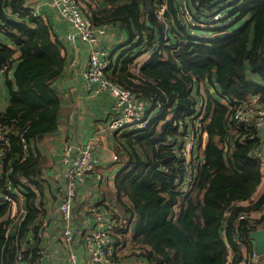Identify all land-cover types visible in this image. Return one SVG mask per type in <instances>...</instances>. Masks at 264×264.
Wrapping results in <instances>:
<instances>
[{
	"label": "trees",
	"instance_id": "1",
	"mask_svg": "<svg viewBox=\"0 0 264 264\" xmlns=\"http://www.w3.org/2000/svg\"><path fill=\"white\" fill-rule=\"evenodd\" d=\"M25 3L0 0V68L8 62L4 73L11 77L4 78L7 103L0 104V127L9 137L2 169L27 211L15 231L4 237L6 204L0 205L2 264H16L11 243L15 233L18 245L26 247L24 253L30 250V261L39 257L37 244L25 237L45 213V155L36 140L58 127L61 99L54 81L65 65L64 46L56 36L51 39L40 16L22 13ZM163 3L167 31L156 16ZM102 4L98 10L103 13L89 17L94 26L108 23L100 41L108 53L106 76L136 98L153 102L149 113L155 112L144 130L112 131L119 134L121 146L114 161L112 211L119 231L132 234L146 264H240L243 251L236 241L250 242V232L264 221V191L250 204L240 203L251 198L261 181L262 164L255 152L260 135L251 125L234 122L231 108L221 99L235 103L256 96L264 105V0H186L190 20L204 18L216 7L226 12L220 21L227 22L212 27L191 26L176 0ZM108 34L114 43L104 48ZM7 41L18 47L16 57ZM203 79L212 88L205 95L197 85ZM199 99L204 103L200 129L207 137L198 146L201 160L194 183L183 190L178 183L182 160L169 137L177 139L174 121L195 114ZM251 212H260V218ZM240 214L244 217L238 219Z\"/></svg>",
	"mask_w": 264,
	"mask_h": 264
},
{
	"label": "built area",
	"instance_id": "2",
	"mask_svg": "<svg viewBox=\"0 0 264 264\" xmlns=\"http://www.w3.org/2000/svg\"><path fill=\"white\" fill-rule=\"evenodd\" d=\"M178 10L184 20H190V13L186 7V0H176ZM48 8H54L59 17L69 22L72 27L71 32L64 35V41L70 44L71 48L75 47V39L78 37L87 44V64L83 71L87 90H93L96 93L108 91L112 96L111 114L106 124L101 128L103 131H114L122 129L144 130L148 127L149 121L154 113H149V108L153 102L136 98L131 91L115 82H112L106 76L108 67V57L105 50L100 46L101 37L108 31V23H102L94 26L90 17L83 11L78 0H36L32 4L24 5L23 14L30 13L38 15L40 11ZM166 4H161L156 10L157 18L163 22L164 29L167 31L168 20L166 19ZM216 14L212 17L210 14L204 18L190 20L191 26H210L214 24L222 26L227 22L226 12H222L220 7L214 9ZM11 14L10 11L7 12ZM17 14V13H15ZM190 30V29H189ZM190 33V31H188ZM15 57V54H13ZM14 60V59H13ZM5 70H9L8 62H5L0 68V82L2 81ZM202 81H197V84ZM221 101L231 108L230 118L236 123H246L251 125L260 135V144L256 149V154L264 166V105L256 96H250L244 101L230 103L229 100L222 98ZM235 104V105H231ZM202 100L199 99L195 114L186 119H178L174 121L176 125L177 139L174 136L169 137V141L173 142L175 150L178 151L182 160V176L179 179V186L183 190L189 189L194 183V176L197 163L201 160L198 157L197 146L199 145V136L206 134L205 130L200 129L201 118L203 117ZM18 136L22 142V147L26 148L27 143L23 136V131L18 132ZM9 137L4 127H0V205L6 204V212L4 218L7 220L4 225V234L14 228L26 215V208L23 206L17 196L10 179L4 176L2 169L1 157L4 153L5 146L8 144ZM93 139H88L82 144L73 146L65 143L62 146L61 160L67 164L64 170L65 184L62 188V195L57 207L60 216V241L66 247V264H79L75 247V228L73 227L74 212L73 204L79 192V188L85 184V178L93 171L94 161L92 157L91 144ZM117 159V154L112 155V160ZM86 211L95 218V225L89 227V231L83 233V244L87 251L83 264H112L111 255L114 252L115 245L113 239L114 225L109 222L108 217L90 203L89 189L85 194ZM244 214H240L237 218H243ZM38 229L36 236L43 237V228L45 224L44 216L38 218ZM31 231L26 234L29 240L32 238ZM239 247L246 242L236 241ZM246 246V245H245ZM21 252L18 251L17 256L20 257ZM263 257V258H262ZM19 264V263H17ZM118 264V263H117ZM240 264H264V253L259 254L253 247L247 248L242 252Z\"/></svg>",
	"mask_w": 264,
	"mask_h": 264
},
{
	"label": "crops",
	"instance_id": "3",
	"mask_svg": "<svg viewBox=\"0 0 264 264\" xmlns=\"http://www.w3.org/2000/svg\"><path fill=\"white\" fill-rule=\"evenodd\" d=\"M2 2L4 0H1ZM26 4H32L36 0H25ZM83 11L88 15H100L101 8L105 6L102 0H78ZM23 5V6H24ZM99 9V10H98ZM6 11L10 10L7 7ZM12 13V11H11ZM19 18L26 15L12 14ZM43 19V22L49 26L52 32L51 39L55 36L61 42L65 49V65L62 73L54 81V87L60 97V108L58 111V127L50 135H39L36 140V145L42 155H45V178L48 181L45 185V195L43 198L42 207L45 209L43 214L45 224L43 228V237L36 236L37 229L31 231V243L37 244V254L39 255L35 261H30L31 252L24 253L26 247L18 245V240L14 234L11 243L16 246L14 252V261L19 264H66V247L60 241V216L57 212V207L62 195L61 188L64 187V170L67 166L61 160L62 146L65 143L77 146L86 142L88 139H93L91 144L92 157L94 161L93 171L85 178V184L79 188L78 196L74 201V230H75V247L79 264L84 263V257L87 254L83 244V233L89 231V227L95 225V218L89 215L86 211L85 194L89 189L90 203L94 204L99 211L105 214L110 220L115 229L113 230L114 249L111 255L112 264H146L144 258L140 256V249L137 244L131 240L130 232L119 231L117 218L113 217V209H115V188L113 184V176L117 171L118 166L112 155L116 150L121 149L118 138L119 134L109 131H103L101 128L107 123L111 114L112 96L108 91H101L97 94L89 92L86 89L83 71L87 64V44L81 41L78 37L75 39V47L71 48L70 44L64 41V35L72 31L69 22L59 17L54 8H48L40 11L38 15ZM123 39V37H121ZM122 39L120 41H122ZM103 47L109 48L113 42L108 34L103 39ZM12 48H15V57L18 55V47L11 41L6 42ZM114 43V42H113ZM106 54L107 51L105 50ZM10 77V73H4L0 83V104L4 107L7 103V88L4 85V78ZM12 80V79H11ZM201 95H205L207 90H212L206 80L200 81L198 84ZM159 107L155 109L157 111ZM155 113V112H154ZM182 119V118H179ZM178 120V119H177ZM175 120V121H177ZM206 132V131H205ZM207 132L202 136L199 145L203 147L202 141L206 139ZM198 145V146H199ZM197 146V153H199ZM14 188V187H13ZM264 191V166H262V176L259 185L251 198L240 202L243 205L250 204L260 193ZM114 212V211H113ZM251 216L258 219L260 212H251ZM264 221L257 228H261ZM17 227L14 226L12 233ZM11 230L8 232L11 233ZM255 230V229H254ZM4 234V237L8 236ZM26 237V234H25ZM35 237V239H34ZM26 240H28L26 238ZM125 243L131 246L126 247ZM247 248H254V241L245 244ZM241 247L242 251L246 250V246ZM251 245V246H250ZM230 251V246H228ZM255 249V248H254ZM21 252L18 258L17 253ZM26 254V257H25ZM263 258V257H262ZM0 264H2L0 262Z\"/></svg>",
	"mask_w": 264,
	"mask_h": 264
},
{
	"label": "water",
	"instance_id": "4",
	"mask_svg": "<svg viewBox=\"0 0 264 264\" xmlns=\"http://www.w3.org/2000/svg\"><path fill=\"white\" fill-rule=\"evenodd\" d=\"M158 29L156 28V31ZM246 55V54H245ZM241 125H243V122H240ZM136 225V222H133L132 227L134 228ZM250 239L254 241V248L255 250L261 254L264 253V224L261 228H257L255 230H252L250 232Z\"/></svg>",
	"mask_w": 264,
	"mask_h": 264
},
{
	"label": "rangeland",
	"instance_id": "5",
	"mask_svg": "<svg viewBox=\"0 0 264 264\" xmlns=\"http://www.w3.org/2000/svg\"><path fill=\"white\" fill-rule=\"evenodd\" d=\"M81 6V5H80ZM81 8H82V6H81ZM217 13V11L216 12H213L212 14H210V16L212 17L214 14H216ZM101 46V45H100ZM88 48V47H87ZM143 54L142 55H140L138 58H137V62H142L143 61ZM86 86V85H85ZM86 89H87V87H86ZM89 92H92V93H94V94H97L96 92H94L93 90H88ZM168 118L170 117V115H168L167 116ZM109 132H111V131H109ZM261 164H262V162H261ZM262 166V165H261ZM48 182V181H47ZM46 182V183H47ZM61 190H62V188H61ZM44 195H45V193H44ZM125 246L126 247H129V246H131L129 243H125ZM117 247V245H115V248ZM132 247V246H131Z\"/></svg>",
	"mask_w": 264,
	"mask_h": 264
}]
</instances>
